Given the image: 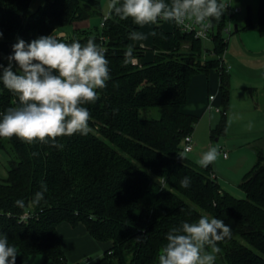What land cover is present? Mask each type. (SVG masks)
<instances>
[{
	"label": "trees",
	"instance_id": "16d2710c",
	"mask_svg": "<svg viewBox=\"0 0 264 264\" xmlns=\"http://www.w3.org/2000/svg\"><path fill=\"white\" fill-rule=\"evenodd\" d=\"M244 8V28L256 26L264 36V0L246 2ZM100 15L96 0H0L4 67L18 38L30 43L54 34L67 43L94 39L106 49L110 69L106 88L97 89L99 99L83 105L91 114L88 135L58 138L63 148L51 141L0 138V151L9 155L7 174L0 177V234L24 255H43L54 264H158L169 230L206 215L231 228L230 237L218 243L215 264H264V149H257L256 162L239 184L243 198L223 190L210 165L202 167L181 153L184 137L198 121L181 109L190 80L210 69L219 75L221 95L220 121L212 136L225 133L230 95V75L221 65L225 12L212 19L214 55L205 64L197 59L201 39L158 25L153 58L145 62L146 48L129 40V33L139 29L131 18L108 15L95 32L81 27ZM67 27L72 28L70 38L57 36ZM129 45L136 63L125 64ZM259 98L264 111V83ZM17 103L0 82V115ZM185 176L191 180L188 188L180 186ZM42 182L47 191L37 204L33 198ZM17 200L25 206L17 207ZM25 213L31 216L23 220ZM63 222L83 224L92 238L111 242V247L95 261L68 263L57 229Z\"/></svg>",
	"mask_w": 264,
	"mask_h": 264
},
{
	"label": "clouds",
	"instance_id": "9594fccd",
	"mask_svg": "<svg viewBox=\"0 0 264 264\" xmlns=\"http://www.w3.org/2000/svg\"><path fill=\"white\" fill-rule=\"evenodd\" d=\"M226 5L222 0H109V18L131 20L140 26L172 21L182 27L198 25L211 27L212 19L219 20ZM156 35L155 32L152 33ZM3 33L0 32V37ZM143 33L132 31L129 40L142 41ZM13 54L8 56V66L0 64V82L16 95L18 103L0 115V138L16 137L22 142H52L54 147L60 137L79 133L88 135L91 114L83 105L99 99L97 89H104L110 79L106 49L94 39L85 43L62 42L54 34L41 36L26 43L17 40ZM134 47L129 45L124 53V63L134 62ZM13 62L17 68L13 69ZM251 126L249 125V130ZM35 155V153L33 154ZM220 153L210 147L203 152L198 163L202 167L214 163ZM185 176L182 188L190 187ZM47 191L41 183V191L35 193L33 202L39 203ZM16 206L23 208L24 200ZM231 228L217 217L201 216L195 222L183 221L166 234V244L158 254V264H215L220 252L218 243L230 237ZM139 239V237L137 238ZM18 250L9 245L7 235L0 234V264H16Z\"/></svg>",
	"mask_w": 264,
	"mask_h": 264
},
{
	"label": "rangeland",
	"instance_id": "374dc122",
	"mask_svg": "<svg viewBox=\"0 0 264 264\" xmlns=\"http://www.w3.org/2000/svg\"><path fill=\"white\" fill-rule=\"evenodd\" d=\"M96 1H98L100 4L101 15L98 17H91L81 26L82 28H87V30L91 32H95L96 30L100 29L103 18L109 15V0ZM249 1L255 2V0H222L224 4L231 2L233 6L240 7V12L238 14H235L234 16H232V18H229L228 15H226L225 17V27L230 29V33H227L225 31V27L223 28V36L227 40L226 49L223 54V60L225 67L230 75L231 91L237 90L238 93L242 90V88L250 87L254 90V96L258 97V104H261L259 97L264 83V36L260 35L255 26L244 28V5ZM165 3H170V0H165ZM168 22L161 20L159 22V25L157 23L144 26L137 25L139 28L138 32L143 33L145 36L144 40L137 42L143 43L147 48L146 52H148L150 55H153L151 49L153 37L152 33L154 27L158 25L163 29H169L171 28V24H169ZM235 26L238 28V31H234ZM63 31L65 32L64 37L70 38L72 36L71 27H67ZM58 35L62 34L58 33L57 36ZM184 47H187V44H185ZM213 49V43L211 41L203 40L201 42V53L197 57V59H199V62L205 64V61H203V59L207 56V53L209 51H212ZM207 114L219 117V108L217 111L214 106L208 107ZM237 116L238 115L236 114L234 115V117ZM198 122L199 123H197L196 126L204 125V121L198 120ZM237 125L239 124L233 123L229 128V132L231 134L237 132L239 135V137H236L235 139L229 141L230 143H233V145H236V149L234 148V146H232V148L230 149V147L226 144L223 145L224 137L227 134L226 131L222 135H217L219 137V141L215 142V138L217 136L211 137V130L208 134V145L206 151L210 147H216L218 148L220 153L219 157L222 154L221 150L226 152V154L230 157L228 161L220 160L218 157L216 165L219 168V171L223 172V175L227 177V180L225 181L223 178H221V176H218V181L222 189H225L238 198H243L244 192L239 187V184L245 172L248 171L256 162L257 149H264V136L258 138L256 141L249 140V138L244 137L245 129L243 128L242 131H240L241 129H239ZM205 130L207 131L208 129ZM192 142L194 143V141ZM200 149L202 148L200 147L195 152H192V146V150L186 153V156L188 158L196 159V162H198L202 155ZM198 152L199 154H197ZM1 154L6 158H8L9 156L4 151H0V156ZM1 175L2 173H0V176ZM95 260H97V258L93 257V261Z\"/></svg>",
	"mask_w": 264,
	"mask_h": 264
},
{
	"label": "crops",
	"instance_id": "0c3cea01",
	"mask_svg": "<svg viewBox=\"0 0 264 264\" xmlns=\"http://www.w3.org/2000/svg\"><path fill=\"white\" fill-rule=\"evenodd\" d=\"M168 23L171 24V28L164 30L170 31L173 29L174 24L172 21H169ZM60 34H62V36H65V32H61ZM136 46L146 48L143 43H139L137 41ZM152 58L153 55H150L148 52H146L143 61L148 62L151 61ZM219 83V75L214 69H210L208 72H201L199 74H196L190 80V84L187 91V99L186 102L182 105L181 109L184 113L195 115L198 120L204 121V125L196 126V124L199 123L197 121L194 126L192 132V138L194 141L192 152H195L200 147L202 148L200 149L202 154L206 151L208 145V134L212 130L210 136L213 137L212 132L220 121V112L219 117L207 114V108L209 105L214 106L216 108H220L221 95L219 90ZM210 96H214V99L210 100ZM235 114L238 116L234 117ZM213 118L215 119V121ZM233 123L239 124L237 126L239 129H241L240 131H242L243 128L245 129L244 137L249 138V140L256 141L258 138L264 136V111L262 105L258 104V100H256V98L254 97V90L252 88L244 87L240 92L237 93V90L231 91L230 87L229 107L228 111L226 112L225 125V131L227 132V134L223 140V145L226 144L230 147V149L232 148V146H234V148L236 149V145H233V143H230L229 141L235 139L236 137H239L237 132L232 134L229 132L230 125ZM249 125L251 126L250 130ZM205 129L208 130L206 131ZM216 141H219L218 136L215 138V142ZM221 152L223 154L224 151L221 150ZM197 154H199V152ZM222 154L219 157L220 160L228 161L230 159L228 155L225 158ZM190 159L193 162L199 164L198 162H196V159ZM6 160L7 158L3 157L1 154V178L5 177L7 174V168H5ZM216 163L217 160L214 163L210 164V166L214 175L217 178V181L218 176H221V178L226 181L227 177L223 175V172L219 171V168L217 167ZM57 229L59 235L61 236L62 248L68 263L81 262L87 258L93 260V257L98 259L106 250L111 247V242H101L92 238L83 224H78L77 226L73 227L70 224L63 222L58 225ZM10 246L16 247L15 245ZM17 250L18 255L16 257V264H54L46 256H27L24 255L18 248Z\"/></svg>",
	"mask_w": 264,
	"mask_h": 264
},
{
	"label": "built area",
	"instance_id": "2783aa9c",
	"mask_svg": "<svg viewBox=\"0 0 264 264\" xmlns=\"http://www.w3.org/2000/svg\"><path fill=\"white\" fill-rule=\"evenodd\" d=\"M171 3V0H170ZM226 8H225V15H228L229 18H232V16H234L235 14H238L240 12V7L239 6H233L231 2L226 3ZM108 17V16H107ZM107 17H104L102 22H101V26L104 25L105 20L107 19ZM175 28L179 29L182 32L188 33V34H192L195 38L201 39L203 40H208L213 42V38H214V34H215V29L213 26V22L211 23V27H208L207 29H201L200 26L198 25H192L191 27H182V26H178L175 24V22H173ZM235 29V27H234ZM225 31L227 33H230V29L225 27ZM58 36H62V35H58ZM209 55H214V53L212 51H209L207 53V56ZM206 56V57H207ZM206 57L203 59V61H205ZM134 63H136V59L134 61ZM225 65L224 64V60L223 62L221 61V65ZM214 97L210 96V100H213ZM208 107H211V105H209ZM215 109L218 111V107ZM220 111V108H219ZM193 139H192V133L188 134L184 137L183 139V144H182V149H181V153L186 154L188 152H190L192 150V146H193ZM223 157H227L226 152H223ZM31 215L29 213H25L21 216V218L24 220L25 218L30 217ZM88 263V262H87Z\"/></svg>",
	"mask_w": 264,
	"mask_h": 264
},
{
	"label": "water",
	"instance_id": "95a60500",
	"mask_svg": "<svg viewBox=\"0 0 264 264\" xmlns=\"http://www.w3.org/2000/svg\"><path fill=\"white\" fill-rule=\"evenodd\" d=\"M235 29H237V27L235 26Z\"/></svg>",
	"mask_w": 264,
	"mask_h": 264
}]
</instances>
